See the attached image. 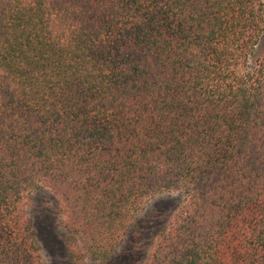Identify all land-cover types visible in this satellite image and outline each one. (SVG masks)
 Listing matches in <instances>:
<instances>
[{"label":"trees","instance_id":"trees-1","mask_svg":"<svg viewBox=\"0 0 264 264\" xmlns=\"http://www.w3.org/2000/svg\"><path fill=\"white\" fill-rule=\"evenodd\" d=\"M263 0H0V264H106L183 197L144 264H264Z\"/></svg>","mask_w":264,"mask_h":264},{"label":"rangeland","instance_id":"rangeland-1","mask_svg":"<svg viewBox=\"0 0 264 264\" xmlns=\"http://www.w3.org/2000/svg\"><path fill=\"white\" fill-rule=\"evenodd\" d=\"M264 1V0H263ZM264 48V37L258 49ZM183 197L179 194L158 197L141 215L137 228L126 238L118 254L106 264H144L158 233L167 225ZM30 216L47 264H74L68 250V233L63 225L59 200L48 190L33 194ZM86 264H101L91 263Z\"/></svg>","mask_w":264,"mask_h":264}]
</instances>
